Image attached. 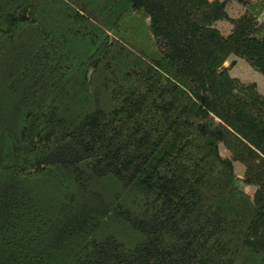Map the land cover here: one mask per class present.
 <instances>
[{"label":"trees","instance_id":"16d2710c","mask_svg":"<svg viewBox=\"0 0 264 264\" xmlns=\"http://www.w3.org/2000/svg\"><path fill=\"white\" fill-rule=\"evenodd\" d=\"M228 1L0 0V264H264V94L224 65L264 76V0Z\"/></svg>","mask_w":264,"mask_h":264},{"label":"rangeland","instance_id":"374dc122","mask_svg":"<svg viewBox=\"0 0 264 264\" xmlns=\"http://www.w3.org/2000/svg\"><path fill=\"white\" fill-rule=\"evenodd\" d=\"M227 11L229 15H237L239 12L242 11V7L239 6L235 1L229 0L227 3ZM262 18L264 20V14L262 15ZM217 25L221 30L226 32L229 29V24L226 21H219L217 22ZM233 60L234 64L229 69V73L232 76L238 77L240 80L244 82H254L258 90L264 94V76L256 71L254 68H252L247 61H245L243 58H240L235 55H231L229 59L224 63L225 66L229 65L230 61ZM221 151L223 153H226L224 147H221ZM234 168L236 173L241 176L243 172V165L239 162L234 163ZM253 186H247L246 189L249 192L253 191Z\"/></svg>","mask_w":264,"mask_h":264}]
</instances>
